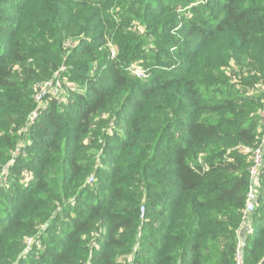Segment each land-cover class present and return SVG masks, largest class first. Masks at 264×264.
<instances>
[{
    "label": "trees",
    "instance_id": "trees-1",
    "mask_svg": "<svg viewBox=\"0 0 264 264\" xmlns=\"http://www.w3.org/2000/svg\"><path fill=\"white\" fill-rule=\"evenodd\" d=\"M263 104L264 0H0V264H264Z\"/></svg>",
    "mask_w": 264,
    "mask_h": 264
},
{
    "label": "built area",
    "instance_id": "built-area-1",
    "mask_svg": "<svg viewBox=\"0 0 264 264\" xmlns=\"http://www.w3.org/2000/svg\"><path fill=\"white\" fill-rule=\"evenodd\" d=\"M132 72L140 78H143L146 76V72L140 66L135 65L132 68ZM48 84H49V82H44L41 85V90L36 95L37 100H39L42 96L41 91L43 90V86H46ZM260 120H261L262 128H264V104H263V107L260 111ZM251 153H252V162H251V165L249 167V173H250L251 182H253L256 180V178H258L259 169L262 167L263 149H262L261 145L256 147L254 150H252ZM94 179H95L94 176L91 175L88 177L87 182L92 183V182H94ZM256 198H257V191L255 190V187L253 186V184H251L249 191L247 193V202H246L245 208L243 209L244 218H246L250 213H252L254 211ZM143 214H144V207L142 206L140 208V217L141 218H143ZM236 262H237V264H241L240 253L236 254Z\"/></svg>",
    "mask_w": 264,
    "mask_h": 264
}]
</instances>
